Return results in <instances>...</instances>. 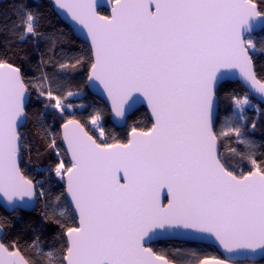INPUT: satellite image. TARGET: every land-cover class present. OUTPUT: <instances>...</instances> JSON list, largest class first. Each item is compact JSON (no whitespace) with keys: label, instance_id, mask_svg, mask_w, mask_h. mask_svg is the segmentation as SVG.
Here are the masks:
<instances>
[{"label":"snow or ice","instance_id":"obj_1","mask_svg":"<svg viewBox=\"0 0 264 264\" xmlns=\"http://www.w3.org/2000/svg\"><path fill=\"white\" fill-rule=\"evenodd\" d=\"M53 2L87 30L90 55L63 49L58 55L62 30L41 32L39 11L24 0L15 4L10 35L21 42L47 40L51 55H41L39 75L27 80L19 67L0 59V201L15 211L47 195L44 182L28 178L18 163L24 147L18 128L34 89L44 113L57 112L64 121L70 166L60 159L54 174L66 177L67 195L55 200L66 199L78 223L67 226L58 218L66 210L53 207L42 224L63 231L60 247L45 250L33 229L23 248L16 239H0V264H192L146 246L172 233L218 242L220 256L176 249L198 264L264 262V160L256 159L246 112L252 96L264 100V72L250 55L256 51L253 33L264 28V0H112L110 16L97 12V0ZM86 64L87 83L102 86L116 117L124 118L142 96L151 127L132 128L127 142H98L71 102L80 98L73 80ZM49 66L53 71L44 70ZM222 69H237L246 91L228 94L231 110L217 128L216 93L227 75ZM87 119L104 137L102 111ZM38 131L59 156L61 134L42 120ZM222 147L229 157L247 160L249 170L237 171ZM163 188L167 205L159 202ZM5 227L7 221H0V237Z\"/></svg>","mask_w":264,"mask_h":264},{"label":"trees","instance_id":"obj_2","mask_svg":"<svg viewBox=\"0 0 264 264\" xmlns=\"http://www.w3.org/2000/svg\"><path fill=\"white\" fill-rule=\"evenodd\" d=\"M17 2L18 0H2L0 3V59L7 60V62L19 67L27 80L39 75L41 55L43 54V58L47 60L51 53L48 52L49 42L47 40H34L29 37L26 41L21 42L18 38L10 35L9 30L13 22L17 20L14 7ZM24 2L39 11L41 32L59 35L62 30L63 39L58 43L56 48L58 55L61 53V49H63L65 54L69 55H90L88 46L76 38L71 29L54 13L50 0H24ZM98 13L100 15H108V12L103 9H100ZM253 37L255 39L256 51L254 53L251 52L250 55L253 56L256 70L264 72V30ZM44 70L53 71L50 66ZM88 71L89 66L86 64L75 74L73 83L80 85L82 92L79 99H73L71 102L77 106L74 109L76 118L85 123L86 129L94 138L97 137L92 132L90 121L87 118L95 110L102 111V126L105 130L104 139L107 143H115L117 141L127 142V135L131 132L132 128L135 127L138 131H145L151 127L146 110L139 108L126 119L124 128H114L108 120L109 110L106 105L101 100L93 97L87 90L86 78ZM29 91V100L25 108L27 119L19 130L24 143V147L20 153L21 160L19 166L22 173L28 178L33 179L34 182L37 180L44 182L47 195L43 198L36 197L35 207L30 212L17 210L7 213L0 207V221H7V227L3 229L4 235L2 239L7 241L16 239L23 248L31 243L34 235L33 229H35L41 236L43 247L45 250H48L50 247H60L64 233L55 224H42V217L45 212L51 215L53 207H56L58 211L63 208L66 210L65 215L58 217L62 222L67 226H72L74 221L77 223V220L66 199L61 198L58 203L55 200L56 196L64 193V185L62 180L55 176L54 166L60 159L65 161L66 166H70L61 148L60 139L57 140L60 149L58 158L54 150L47 146V142L43 138V132L38 131V121L42 120L52 132L60 133V126L64 121L57 112L49 110L45 114L43 98L38 99L37 92L34 89H30ZM232 92L242 94L245 90L238 83L225 81L220 84L216 93L218 101L216 126H218L220 118L224 117L226 113H230L232 102L228 94ZM251 101L258 110L257 112L247 110L249 134L256 142L255 156L260 161L264 160V105L259 104L253 97H251ZM252 121L256 122L254 130L251 128ZM97 140L100 142L98 138ZM232 146L235 147V144ZM221 151L228 157L229 163L235 166L237 171H240L242 167L243 171L247 172L251 167L247 160L241 161L238 157H229L227 147H222ZM149 247L158 254L168 256L169 259L186 260L192 262V264H198L196 258L177 253L176 249L194 250L200 258L205 256H220L213 247L201 244L172 241L151 244ZM261 264H264V262H261Z\"/></svg>","mask_w":264,"mask_h":264},{"label":"water","instance_id":"obj_3","mask_svg":"<svg viewBox=\"0 0 264 264\" xmlns=\"http://www.w3.org/2000/svg\"><path fill=\"white\" fill-rule=\"evenodd\" d=\"M1 1L2 0H0V3H1ZM50 2H51V5H52V8H53V11L57 15V17L66 26H68L71 29V31L73 32V34H74V36L76 38H78L81 42H83L85 45H87L88 48L90 49V39L87 36V30L86 29H83L82 26L78 25L75 21L71 20L70 16H68V14L64 10L58 9V7L54 4L53 0H50ZM97 5H98L97 6V12L100 9H103V10H105V11L108 12V16L111 15L112 0H97ZM262 30H264V28H258L253 33V36L255 34L259 33ZM221 71H222V73H227V75L225 76V78L223 80L220 81V84H222L225 81H228V82L238 83L242 87V85L239 82V71L237 69H222ZM233 73L235 75H233ZM88 74H89V71H88ZM86 87H87L88 92L93 97L101 100L106 105V107L109 110V118H108V120H109V122L112 124V126L114 128H116V129H122V128H124L125 125H126V119L131 114H133V112H135L136 110H138L139 108H144L146 110V112L148 114V117H149V120L152 123V117H151L150 109L148 108L146 101L143 100V97L142 96L140 97V102L136 103L133 106V108L126 113V116L124 118H120V117H116L115 116L114 112L111 109V103L107 99V95H106V93H104L102 86H99L98 85V82H97V87H92L86 81ZM242 88L246 91V89L244 87H242ZM252 97L259 104L264 105V100H261L260 98H258V94L256 96H252ZM28 100H29V96L27 97L26 105L28 103ZM215 102H216V105H217V107L215 108V118H216L217 117V110H218V101H217V98H216V101ZM24 123H23V125H24ZM22 127H19L18 128V131ZM62 132H63V130L60 127V134H61V136H60V145H61V148H62L64 154H65V149H66L67 146L62 141ZM130 133L127 135V139L130 137ZM65 156H66V158H67V160L69 162L70 161V155H65ZM20 160H21V157H19V159H18V163L19 164H20ZM62 182H63V185H64V194L66 196L67 195L66 194V177L64 178V180ZM33 199H34V203L33 204H31L28 207H20V208H17L15 211L18 210V211L30 212L35 207V204H36V197L33 198ZM159 202L161 204H163V205H167V203H168V190H167V188H163V189L160 190V193H159ZM69 206H70V204H69ZM0 207L5 212H7V213H12L13 212V210L10 207H8L7 204L4 203L3 201H0ZM70 208H71V210L73 212V209H72L71 206H70ZM75 219L77 220V223H78V218H75ZM2 238L3 237H0V239H2ZM164 241H166V242H172V241H174V242H180V243L201 244V245H206V246L213 247L220 255H221V252H222V250L218 247V242H216L214 240V238H212L211 240L200 239V238H197L195 234L192 235V236H188V235H184L183 233H172V234H168V235L161 236L160 238L153 240L151 243L146 244V246L149 247L151 244H154L156 242H164Z\"/></svg>","mask_w":264,"mask_h":264},{"label":"rangeland","instance_id":"obj_4","mask_svg":"<svg viewBox=\"0 0 264 264\" xmlns=\"http://www.w3.org/2000/svg\"><path fill=\"white\" fill-rule=\"evenodd\" d=\"M253 40H254V42H255V39H254V37H253ZM250 53H251V51H250ZM81 96V95H80ZM253 104V103H252ZM247 110H249V111H256L257 112V107L255 106V105H253V107L252 108H248V109H246V112H247ZM224 117H222V118H220V120H219V122H218V126H217V128H219L220 127V122H221V120L223 119ZM100 123H101V125H102V119H101V121H100ZM90 126H91V130H92V132L96 135V137L100 140V141H103V142H105V137H100V134H99V129L98 128H95L93 125H91V123H90ZM130 133V132H129ZM128 133V134H129Z\"/></svg>","mask_w":264,"mask_h":264},{"label":"built area","instance_id":"obj_5","mask_svg":"<svg viewBox=\"0 0 264 264\" xmlns=\"http://www.w3.org/2000/svg\"><path fill=\"white\" fill-rule=\"evenodd\" d=\"M54 153L56 154V156H57V153H56V151L54 150ZM58 158H59V156H57Z\"/></svg>","mask_w":264,"mask_h":264},{"label":"flooded vegetation","instance_id":"obj_6","mask_svg":"<svg viewBox=\"0 0 264 264\" xmlns=\"http://www.w3.org/2000/svg\"><path fill=\"white\" fill-rule=\"evenodd\" d=\"M164 242H166V241H164ZM156 243H159V242H156ZM156 243H154V244H156Z\"/></svg>","mask_w":264,"mask_h":264}]
</instances>
